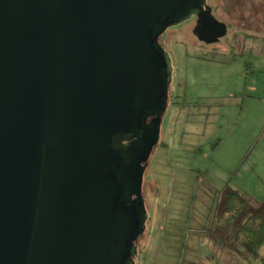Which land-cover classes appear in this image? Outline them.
I'll return each mask as SVG.
<instances>
[{
	"label": "water",
	"instance_id": "1",
	"mask_svg": "<svg viewBox=\"0 0 264 264\" xmlns=\"http://www.w3.org/2000/svg\"><path fill=\"white\" fill-rule=\"evenodd\" d=\"M204 4L0 0V264L131 263L169 105L153 36L197 15L218 41L227 24Z\"/></svg>",
	"mask_w": 264,
	"mask_h": 264
},
{
	"label": "rangeland",
	"instance_id": "2",
	"mask_svg": "<svg viewBox=\"0 0 264 264\" xmlns=\"http://www.w3.org/2000/svg\"><path fill=\"white\" fill-rule=\"evenodd\" d=\"M208 3L230 25L217 48L197 45L191 20L165 35L181 97L163 113L147 160L142 193L150 218L138 264H257L234 234L264 211V0ZM227 190L247 199L218 232L212 220Z\"/></svg>",
	"mask_w": 264,
	"mask_h": 264
},
{
	"label": "trees",
	"instance_id": "3",
	"mask_svg": "<svg viewBox=\"0 0 264 264\" xmlns=\"http://www.w3.org/2000/svg\"><path fill=\"white\" fill-rule=\"evenodd\" d=\"M246 199V196L238 190H227L223 193L218 200L217 210L213 216L212 229L219 232L220 229L231 223L241 212ZM208 225V222H205V226L200 228L204 229ZM234 241L236 245L245 249L249 259L254 260L257 264H264V211L258 216H249L238 225Z\"/></svg>",
	"mask_w": 264,
	"mask_h": 264
},
{
	"label": "flooded vegetation",
	"instance_id": "4",
	"mask_svg": "<svg viewBox=\"0 0 264 264\" xmlns=\"http://www.w3.org/2000/svg\"><path fill=\"white\" fill-rule=\"evenodd\" d=\"M206 5H209L211 7L210 3H208V0H205L204 8H205ZM211 14H212V16L217 18L214 15V13H213V8L212 7H211ZM197 18H198L197 15H192V17L190 19L182 21V22L177 23V24L169 22L168 24H165L164 29L161 32H159V33H157V34H155L153 36L154 37V41L158 44L159 48L167 55V59H168V61L170 63V67L168 69L169 71H168V74H167L166 88H165L166 89V100L169 102V105L173 104V103H176L178 101L179 97H181V95L178 93L177 89H175L180 84V82L175 79V76L177 75V67H176V61H175V51H172L165 44L166 43L165 35L167 34V30H169L170 28H173V27H177V26H179V25L191 20L193 22L192 34L198 41L197 45L201 46L202 48H205L207 45H211L212 48H217L216 43L220 42L222 40V38L226 37L228 35V33H229V30H230V29H228L227 34L225 36L219 38L218 41L209 43V42H206L205 40H200L195 35V33L193 32V29H194V26H195ZM225 23L227 24V28H229L230 25L227 22H225ZM153 117H154V115H146V116L143 117V119H144V121L146 123H149ZM153 147H152V149H153ZM147 160L145 162L141 163V165L144 166V170H143L142 178H141V192H140L142 198H143L142 186H143L144 173H145L146 168H147ZM144 205H145V202H144ZM145 210H146V206H145ZM148 218H149V215L147 213V219L145 221V226H146V222H147ZM144 231H145V227H144V230L142 232H139L138 235L131 242V244L136 247L134 252L137 253V255L134 256L132 254V255L129 256V259L131 260V263H129V264H138V260L140 258V248L139 247L141 245V239L144 236Z\"/></svg>",
	"mask_w": 264,
	"mask_h": 264
}]
</instances>
